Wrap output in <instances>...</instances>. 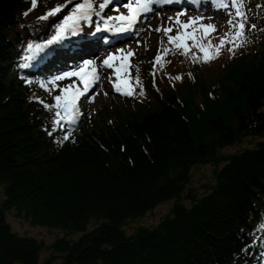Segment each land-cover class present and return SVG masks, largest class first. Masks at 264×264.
<instances>
[{
	"label": "trees",
	"instance_id": "1",
	"mask_svg": "<svg viewBox=\"0 0 264 264\" xmlns=\"http://www.w3.org/2000/svg\"><path fill=\"white\" fill-rule=\"evenodd\" d=\"M258 1L253 18L264 37ZM62 2L0 0V264H264V41L258 54L227 66L222 81L242 75L223 96L230 118L207 120L210 140L195 133L196 117L177 92L100 131L68 134L50 126L32 97L56 62L32 73L17 65L27 43L56 32L61 15L40 18ZM205 164L215 166L214 182L200 194L189 186L193 168ZM169 200L158 225L126 233L125 224ZM11 210L82 235L52 243L22 235L7 220Z\"/></svg>",
	"mask_w": 264,
	"mask_h": 264
},
{
	"label": "rangeland",
	"instance_id": "2",
	"mask_svg": "<svg viewBox=\"0 0 264 264\" xmlns=\"http://www.w3.org/2000/svg\"><path fill=\"white\" fill-rule=\"evenodd\" d=\"M218 2H220L219 5L222 6L223 9L211 13V18L208 22L213 23L216 29L215 31H209L211 35L205 36L203 27L200 29L195 27L188 31L189 33L195 31L199 44L203 45V47L208 50L209 58L207 62L205 61V52L201 50L199 45L195 44L190 39L183 40V43H188L185 48L178 47L168 49L172 46V43L164 46L163 50H157V48L151 49L153 43L166 34L164 31L155 32L153 29L157 27L164 28L169 20L166 18V15L170 13L174 17V10L167 11L165 16H154L148 23V29L141 30L142 35L139 37L140 40L138 39L136 43H129L120 49H112V51L116 52H121L120 50L123 49L121 53L126 54L127 52L133 53V51L130 50L131 47L138 48V50L134 52V55H136L135 58L130 59L131 61L122 60L116 63V68H121L119 74L121 79L122 77L125 78L131 87L129 88L122 79L123 85L120 87L121 91L117 92L115 89L105 88L100 92L95 102L91 103L86 99V104H80L79 107L81 111H79V114L85 117L83 126L84 133L94 129L100 131L105 128V124L113 125L118 119L125 121L127 118H131V116H129L131 113H140V109H144V107H142L143 105H156L155 99L157 97H161L167 92H177L179 93L177 97L187 102L193 116L196 117L195 133L204 140L212 139L213 133L208 127L207 120L209 116L211 117V115L215 113H226V119L230 118L225 108L226 105H224L223 96L228 89L229 83V87L232 88V81L235 78L238 79L240 75H242L240 73L234 76L229 82L222 81L225 74L231 69L229 68L226 70L227 66L242 58H250L258 54L264 41L262 31L260 30V24H257L253 18V14H255L259 8L258 0H242V3L237 4H233L232 0H218ZM237 8L247 17L243 41L236 40L233 43L226 42L224 45L227 44L231 48L223 47L219 50V54L217 55V46L220 45L221 40H228V37L225 35L228 33L235 34L236 29L231 27L228 21L232 19L234 23L237 22ZM185 13L184 11H180L174 20L182 19L181 17H184V20H188ZM253 25L255 27H253ZM167 28L170 27L168 26ZM145 40H150L151 42L149 41L150 43L147 44L144 42ZM30 45V42L27 43L24 48V56L21 54L17 59L18 69L24 73H32L35 64L40 63V60L44 58V54L51 51V47L46 50V46L44 48L43 46L33 48L32 46L29 47ZM147 49L151 50V52H147L144 55L143 53ZM157 55H159L161 59L158 63H154ZM25 56L28 57L25 58ZM142 56L147 57L138 61V69L136 68L135 70L134 63ZM212 57L215 58L213 59ZM34 70L37 71L36 69ZM177 77L181 78L177 79ZM20 78H24L25 82L27 80V77L20 76ZM113 78H116V76H113ZM202 80H204V82L199 85ZM50 88L52 89L54 86L51 85ZM128 91H132L133 94L125 95L124 93ZM69 92H71V89ZM141 92L143 94H141ZM73 94L67 98L64 97L61 104L68 99L72 101ZM52 95H54V93L47 95L44 93L36 94L35 90L32 91L33 98L37 99L38 97L40 101H43L47 105H51L52 101L56 103L54 99L52 100ZM84 106L86 108L89 106L93 111L96 110L95 114L92 115V110L87 111ZM115 110L116 113H114ZM55 112L56 111H54L53 114ZM141 115L142 114L138 117ZM48 117V121L50 122L51 120V123H53L54 117L56 116L54 114L53 119H50V116ZM69 118L71 120L73 116ZM248 145L249 141H244L242 144L228 147L225 151L227 153H233ZM214 170L215 166L213 164L194 167L189 188L200 194L203 193V186H207L214 182ZM2 197L3 188L0 185V198ZM185 203H188V201L185 200ZM173 205L174 200L165 201L138 220L129 221L124 226L126 233L130 235L139 227H153L158 225L161 219L170 213ZM7 220L11 224L13 230L18 233L36 237L38 240L45 241L46 243H52L57 238L61 237L77 239L82 235V232L69 234L63 229L33 225L29 218L24 215L19 216L15 210L8 212ZM91 228L92 225L90 224L88 230ZM48 255V251H43L42 256L44 258Z\"/></svg>",
	"mask_w": 264,
	"mask_h": 264
},
{
	"label": "snow or ice",
	"instance_id": "3",
	"mask_svg": "<svg viewBox=\"0 0 264 264\" xmlns=\"http://www.w3.org/2000/svg\"><path fill=\"white\" fill-rule=\"evenodd\" d=\"M112 0H97L96 3H93V0H83V2L81 3H77L72 14L65 16L63 22L56 28V33L55 35L52 36L51 39H49L47 41V45H52L54 43H57L63 39L66 38L67 35H71V36H78L82 33H84V29L83 27H81V22H83L84 24H87L89 26L92 25L93 21H92V16L93 15H97L100 16L101 13L108 7L109 4H111ZM158 0H135V7H133V4L131 2L123 5L125 8L128 9L129 14L128 15H118L115 17H107V19L104 21V23L106 24L108 20H114V21H119L121 24L125 25V27H121V28H117V31H125L128 29H131V27L138 23L140 17L144 16L145 14L152 12L153 8L152 5L157 3ZM164 3H180L182 2V0H163ZM192 3H198L199 0H191ZM33 3V8L36 7L37 5V0H32ZM233 4H237V3H242V0H232ZM62 8L60 6H57L56 8H54L53 10H51L47 16L41 17L40 19H47L49 16H53L56 15L57 13L61 12ZM24 15H28V13H24ZM236 16H237V22L234 23L232 19H229L228 23L231 27L235 28V34L233 35L232 33H228L226 34V36L228 37V40H221V43L219 46H217V55L219 54V50L221 48L224 47V44L226 42L228 43H233L236 40H240L243 41V37H244V30H245V25H246V21H247V17L246 15L241 12V10L239 8H237L236 10ZM169 20H171L172 18H168ZM177 24H180V20L176 19L175 21ZM194 24H196V20L195 19H190L187 23H183L182 27L184 29H189L190 27H192ZM253 27H255L253 25ZM104 29L101 28V26L99 24L95 25V32H101ZM215 26L212 24H208L206 26H203V31L205 33V36L208 35L209 31H215ZM153 31L155 32H161L164 31L165 33H170L173 31L172 28H162V27H157L156 29H153ZM91 33H85L83 38H87V35H89ZM170 42H174V41H183L185 39H191L195 44L199 45L201 50L205 52V61L207 62L209 56H208V50L205 49L203 47V45L199 44V40L195 34V31L189 33V32H185L183 36L181 35H176V36H169L168 37ZM211 46V45H209ZM238 46V45H235ZM31 47V45L29 46ZM178 47L181 48H185L186 46L181 43L180 45H178ZM121 52H123V49L120 50ZM132 55H134V53L132 52H128L127 56L131 57ZM213 59L215 57H212ZM117 59H124L123 56H116L114 54H110L106 59H104L102 61V64L100 65V67H107L109 69L113 68V64L111 63V61L117 60ZM161 57L159 55H157V57L155 58L154 63H158L160 61ZM94 61L91 60H85L83 62V65L80 67L79 70L77 71H72V72H67L64 73L63 75H59L56 76L54 78L53 83H55V81H63L65 80L66 77H82V74H84V69L86 68H90L91 72V79H85L83 81L84 83V88L83 90H77L72 97V101L69 105L68 102H65L63 104V111L65 113V115L69 114V110H71V113L73 114V119L70 122H75V113L77 111L76 109V98L77 97H84L86 96V94L90 91L89 85H95L96 83H98L101 79V77L97 74V68L94 67ZM115 72L117 74V77L119 76L120 72H121V68L117 67L115 69ZM181 77H177V79H180ZM109 81L111 82V77H109ZM75 84V81H73V83L69 84L67 87H61L59 90L61 92H67L69 89H71ZM43 86V85H42ZM114 88L117 92L121 91L120 85L119 84H115ZM125 95H132L133 92L132 91H128L124 93ZM141 94H143L141 92ZM54 100L56 101V103L54 105H47L44 104V107L47 108H55V109H60L62 107L61 102L64 100V97L61 95H56L54 97ZM41 103L43 104V101H41ZM56 117H58L59 119L55 120L53 123L58 124L60 122V119H63L64 117L61 116V111H56L55 113ZM64 140H68L69 137L65 136L63 138Z\"/></svg>",
	"mask_w": 264,
	"mask_h": 264
}]
</instances>
